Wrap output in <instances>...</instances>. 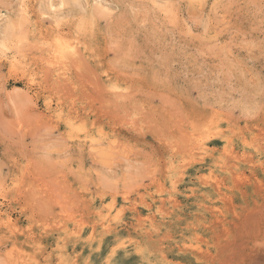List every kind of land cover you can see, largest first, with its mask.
Here are the masks:
<instances>
[{"label":"rangeland","instance_id":"rangeland-1","mask_svg":"<svg viewBox=\"0 0 264 264\" xmlns=\"http://www.w3.org/2000/svg\"><path fill=\"white\" fill-rule=\"evenodd\" d=\"M0 264H264V0H0Z\"/></svg>","mask_w":264,"mask_h":264},{"label":"bare ground","instance_id":"bare-ground-1","mask_svg":"<svg viewBox=\"0 0 264 264\" xmlns=\"http://www.w3.org/2000/svg\"><path fill=\"white\" fill-rule=\"evenodd\" d=\"M73 1V0H72ZM77 3V2H76ZM23 11V10H22ZM45 23V22H44ZM62 36V35H61ZM59 38V37H58ZM19 40V39H18ZM47 40V39H46ZM55 41V40H54ZM62 43V42H61ZM49 45V44H48ZM65 45V44H64ZM70 45V44H69ZM40 46V45H39ZM42 49V48H41ZM64 51V50H63ZM78 54V53H77ZM55 55H57L56 53H55ZM79 55V54H78ZM13 57H14V55H13ZM57 57V56H56ZM77 57V56H76ZM80 57H82V55L80 56ZM80 59V58H79ZM49 60V59H48ZM52 61H54V60H52ZM67 61V60H66ZM8 65V64H7ZM61 65V64H60ZM66 65V64H65ZM63 80V79H62ZM118 94V93H117ZM100 143V142H99ZM98 143V144H99ZM102 144V143H101ZM81 145V144H80ZM196 145V144H195ZM197 149V148H196ZM117 152V151H116ZM233 154V153H232ZM235 155V154H234ZM233 156V155H232ZM9 218V217H8ZM1 223H2V221H1ZM108 228V227H107ZM74 232V231H73Z\"/></svg>","mask_w":264,"mask_h":264}]
</instances>
